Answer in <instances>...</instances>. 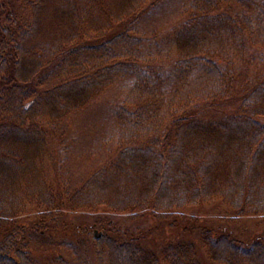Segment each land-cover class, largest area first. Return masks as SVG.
<instances>
[{
    "label": "trees",
    "instance_id": "16d2710c",
    "mask_svg": "<svg viewBox=\"0 0 264 264\" xmlns=\"http://www.w3.org/2000/svg\"><path fill=\"white\" fill-rule=\"evenodd\" d=\"M161 1L0 0V264H37L38 235L103 211L180 232L157 250L107 218L77 226L100 230L97 264H204L200 247L214 264H264V236L182 212L217 201L264 215V0H186L168 36L145 38ZM119 85L112 132L84 153L115 152L76 185L68 119Z\"/></svg>",
    "mask_w": 264,
    "mask_h": 264
},
{
    "label": "rangeland",
    "instance_id": "374dc122",
    "mask_svg": "<svg viewBox=\"0 0 264 264\" xmlns=\"http://www.w3.org/2000/svg\"><path fill=\"white\" fill-rule=\"evenodd\" d=\"M186 0H162L152 9L144 13L143 34L145 38L160 40L168 36L170 31L186 18L181 13V8ZM250 58L257 57V51L249 54ZM252 69L261 70L259 64ZM121 86H115L96 98L87 108L71 116L68 119L69 135L68 146L74 152L72 162V176L76 185L88 178L97 170L106 159L115 152V144L110 142L97 155L84 153L94 149L99 141L108 138L114 128L113 114L116 107L121 103ZM229 106L213 109L207 116L220 115ZM34 208L23 217L24 222H32L37 219ZM184 218L200 219L201 224L213 227H224L234 232L240 239L248 241L262 235L264 236V215L234 217L232 210L221 202H213L206 205L189 207L182 211ZM100 218L115 221L122 227L140 229L144 234V244L147 247L157 246L160 250L168 241L179 235L178 230H172L167 221H161L154 217H143L131 220L128 214H113L106 211L100 213H75L67 219L74 224L69 228L57 233H43L38 235L34 243V258L37 264H97L93 251L95 233L101 234L99 229L88 232L87 235L74 236L77 226L92 225ZM193 218V217H192ZM198 232H194L188 239L198 240ZM197 242V241H196ZM199 243V242H198ZM197 243V244H198ZM159 246V248H158ZM201 246V245H200ZM200 258L204 264L212 263L203 247H200Z\"/></svg>",
    "mask_w": 264,
    "mask_h": 264
},
{
    "label": "water",
    "instance_id": "95a60500",
    "mask_svg": "<svg viewBox=\"0 0 264 264\" xmlns=\"http://www.w3.org/2000/svg\"><path fill=\"white\" fill-rule=\"evenodd\" d=\"M95 236H96V238H100V234L96 233Z\"/></svg>",
    "mask_w": 264,
    "mask_h": 264
}]
</instances>
